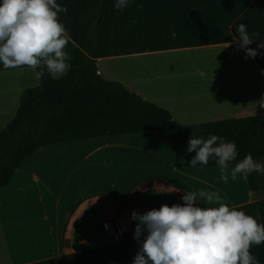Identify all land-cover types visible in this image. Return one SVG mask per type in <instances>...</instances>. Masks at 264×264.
Segmentation results:
<instances>
[{"label": "crops", "instance_id": "crops-1", "mask_svg": "<svg viewBox=\"0 0 264 264\" xmlns=\"http://www.w3.org/2000/svg\"><path fill=\"white\" fill-rule=\"evenodd\" d=\"M254 1L128 0L127 7L117 9L111 32V48L121 52L98 58V72L167 108L182 124L263 114L259 102L264 98V69L255 58L245 59L244 50L232 40L234 23ZM75 47L67 34V64ZM119 66L123 67L121 79L115 71ZM32 72L27 66L5 69L0 65V132L15 116L22 91L40 83ZM111 136H122V140L100 146L108 156L73 162L75 166L66 174L39 175L35 168L24 167L32 155L0 189V207L12 204L18 190H33L39 183L41 194L44 191L48 197H41L45 205L40 225L32 221L36 216L24 219L20 213H0V242L7 241L9 264H27L97 245L103 247L108 264H132L138 242L134 235L109 240L104 230L107 218L183 203L185 191H217L230 207L260 195L239 175L223 183L217 166L191 167L155 131ZM34 224L44 230V242L38 235L35 240L28 236L27 241L21 240L23 232L37 227ZM97 225L105 238L103 233L95 237ZM10 230H16L13 239ZM250 252L264 264V243L253 245Z\"/></svg>", "mask_w": 264, "mask_h": 264}, {"label": "trees", "instance_id": "trees-1", "mask_svg": "<svg viewBox=\"0 0 264 264\" xmlns=\"http://www.w3.org/2000/svg\"><path fill=\"white\" fill-rule=\"evenodd\" d=\"M57 2L68 8L66 14L59 13L58 17L76 47L65 74L53 78L45 72L38 85L22 91L15 116L0 132V189L10 183L22 162L42 147L141 131H155L187 162L195 155V151H186L192 134L204 138L216 134L234 141L237 160L249 152L264 158V113L179 123L167 108L145 100L98 72V58L121 52L111 48L117 11L114 0ZM238 23L246 24L249 34H256V41L248 47L256 48L258 42H264V0H255L234 23V35ZM258 52L264 53V49ZM255 59L264 69V55ZM210 166H216L213 160L203 167ZM247 181L250 189L260 195L235 208L264 224V175L253 172ZM27 264H108V261L103 247L97 245Z\"/></svg>", "mask_w": 264, "mask_h": 264}, {"label": "clouds", "instance_id": "clouds-1", "mask_svg": "<svg viewBox=\"0 0 264 264\" xmlns=\"http://www.w3.org/2000/svg\"><path fill=\"white\" fill-rule=\"evenodd\" d=\"M127 5L128 0L113 2L118 10ZM67 12L57 0H0V65L27 66L37 80L45 72L53 78L65 73L67 30L58 14ZM235 31L232 40L244 50L245 59L264 55L258 52L264 42L248 47L256 34H249L246 24H236ZM259 106L264 108V98ZM186 151H195L189 162L193 168L213 160L225 184L238 175L242 179L253 172L264 175V158L249 152L237 160L236 143L216 134L207 138L192 134ZM181 199L183 203L163 204L144 213L132 211L131 219L138 222L133 238L139 244L132 264H259L250 248L264 243V224L222 202L217 191H185Z\"/></svg>", "mask_w": 264, "mask_h": 264}, {"label": "rangeland", "instance_id": "rangeland-1", "mask_svg": "<svg viewBox=\"0 0 264 264\" xmlns=\"http://www.w3.org/2000/svg\"><path fill=\"white\" fill-rule=\"evenodd\" d=\"M132 64H134V60L131 61ZM118 74V78H123V67L119 66L115 70ZM121 137V138H120ZM122 140V136H109V137H101V138H92L89 140H77L73 142H63L55 145H49L44 148H41L38 150L34 155L33 158L28 160L27 164H24V167L28 166L31 168H35L37 170V174L41 175L42 173H67L70 172L73 166H75V163L73 162H81L84 161L85 158L95 155V157H106L108 154L106 152H102L100 146H102L104 143L107 142H118ZM101 167V165L99 166ZM41 179V177H40ZM41 185L40 183L37 184L36 189L33 190H24L20 191L18 190L15 193V199L12 202V204H9L5 207H0V213L5 215L6 213L11 214L20 213L19 217L26 218L34 217L32 218L33 222L40 223L41 219V213H42V207L45 205L42 203V196L48 199L47 195H45V192L43 191V194H41ZM14 221V220H13ZM24 222V221H23ZM36 225L37 227L31 230L30 232H23L22 239L26 240L29 237H32L35 240L36 235H38V239L41 242H44L42 240L43 235L41 236L43 229L41 230L39 228V225ZM16 230H10V235H12V239L15 237ZM105 238L104 231L101 230L100 225H97L94 228V235L95 237L99 238L102 236ZM28 236V237H27ZM27 237V238H26ZM42 237V238H41ZM17 239V238H16ZM21 240H18L17 243H19ZM1 241V240H0ZM36 241H38L36 239ZM6 246L8 247L7 241L4 245V243L0 242V264H9L8 259L11 260L10 254L7 256L6 253ZM39 245V248L40 249ZM3 247L5 250H2ZM10 247V246H9ZM34 253V252H32ZM35 254V253H34ZM20 259L19 257H17ZM24 258V257H21Z\"/></svg>", "mask_w": 264, "mask_h": 264}, {"label": "built area", "instance_id": "built-area-1", "mask_svg": "<svg viewBox=\"0 0 264 264\" xmlns=\"http://www.w3.org/2000/svg\"><path fill=\"white\" fill-rule=\"evenodd\" d=\"M137 223L138 222L133 221L128 214L120 212L105 220L104 230L109 240L119 241L134 235V229Z\"/></svg>", "mask_w": 264, "mask_h": 264}, {"label": "water", "instance_id": "water-1", "mask_svg": "<svg viewBox=\"0 0 264 264\" xmlns=\"http://www.w3.org/2000/svg\"><path fill=\"white\" fill-rule=\"evenodd\" d=\"M259 194H260V192L258 191V192H257V195H259Z\"/></svg>", "mask_w": 264, "mask_h": 264}, {"label": "bare ground", "instance_id": "bare-ground-1", "mask_svg": "<svg viewBox=\"0 0 264 264\" xmlns=\"http://www.w3.org/2000/svg\"><path fill=\"white\" fill-rule=\"evenodd\" d=\"M233 92H234V90H233Z\"/></svg>", "mask_w": 264, "mask_h": 264}]
</instances>
